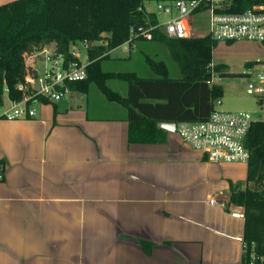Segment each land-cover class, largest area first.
<instances>
[{"label":"crops","instance_id":"1","mask_svg":"<svg viewBox=\"0 0 264 264\" xmlns=\"http://www.w3.org/2000/svg\"><path fill=\"white\" fill-rule=\"evenodd\" d=\"M91 90L0 119V264H241L229 184L247 164L208 161L175 129L129 143L124 108Z\"/></svg>","mask_w":264,"mask_h":264},{"label":"trees","instance_id":"2","mask_svg":"<svg viewBox=\"0 0 264 264\" xmlns=\"http://www.w3.org/2000/svg\"><path fill=\"white\" fill-rule=\"evenodd\" d=\"M150 0H13L0 5V100L3 89L11 100H20L18 82L24 73L22 55L44 43L67 51L75 41L106 42L89 46L86 77L69 84L72 91L88 93L91 85L104 98L122 106L128 123L129 143L164 142L165 130L158 123L200 121L215 109L214 101L223 96L222 86L209 85L213 73L230 75L222 66L213 65L212 49L216 42L209 34L178 38L169 37L160 29L154 12L145 10ZM174 1V0H173ZM254 2L264 0H231L228 12L242 11ZM208 9L205 1L192 12ZM141 30L133 32L135 25ZM150 29L151 38L141 35ZM158 41L176 55L182 72L173 78L164 61L145 56V62L155 74L142 77L134 71H107L103 62L108 51L124 43ZM243 76L242 73H239ZM126 83L125 94L110 88L108 80ZM44 103H50L43 99ZM258 102L262 99L259 97ZM29 118V117H27ZM25 118V119H27ZM249 151L246 179L230 182L229 203L242 208L244 227L242 241L250 249L264 254V122L254 121L246 135ZM149 252L152 243L140 241Z\"/></svg>","mask_w":264,"mask_h":264},{"label":"built area","instance_id":"3","mask_svg":"<svg viewBox=\"0 0 264 264\" xmlns=\"http://www.w3.org/2000/svg\"><path fill=\"white\" fill-rule=\"evenodd\" d=\"M205 1L209 10V31L215 41L233 42L248 40L264 44V2H254L239 12H228L225 9L231 0H174L173 6L178 15L160 24L169 37H191L189 15ZM167 7V8H166ZM158 10L169 11V6L157 5ZM150 28L141 35L151 38ZM80 45L84 46L83 55ZM105 44L103 41L89 43L75 41L67 51H61L56 46L44 43L23 53L24 73L17 84L21 92L20 100L8 98L7 89H3L0 100V119H25L34 117L36 105L43 99L55 103L69 95L72 90L70 83L86 77V66L89 64L87 49L89 46ZM260 59L250 61V70H244L247 76V89L258 97L264 96V64L260 69H252ZM212 66V65H211ZM214 77V76H213ZM207 83L211 85L212 80ZM254 121L264 122V113L253 117L245 111H224L214 109L207 119L200 121H181L175 124V132L179 138L192 149L199 151L208 161L247 163L249 151L245 146V138ZM5 164L0 160V180L4 176ZM215 198L209 200L210 204ZM243 217V210L235 213ZM241 264H264V254L258 253L253 246L249 249L242 241Z\"/></svg>","mask_w":264,"mask_h":264},{"label":"rangeland","instance_id":"4","mask_svg":"<svg viewBox=\"0 0 264 264\" xmlns=\"http://www.w3.org/2000/svg\"><path fill=\"white\" fill-rule=\"evenodd\" d=\"M13 0H0V5ZM169 6V11L158 10L157 4ZM146 7L153 11L158 19L159 24L165 23L167 20L178 15V11L173 6V0H150L145 2ZM209 10L204 9L194 14L189 15V27L191 37L205 35L209 31ZM160 29L161 26H160ZM163 32V30H161ZM136 33V32H135ZM164 33V32H163ZM140 42V41H139ZM144 51L139 48L132 52V58L129 60L117 59L118 55L123 52L131 51L130 44L124 43L117 49L110 53V60L104 63L106 70L112 71H134L142 77H154L155 74L145 62V56H149L154 60H162L166 63L169 76L173 78L181 77L179 65L176 62V55H173L171 49L164 43L148 41ZM106 43V42H104ZM82 54L86 53L84 46L80 45ZM260 59L261 63H255L252 69H260L264 64V44H256L255 42L242 40L238 42L225 43L223 41L216 42L212 49V63L211 65L222 66V71L232 73L230 75L220 77L217 72L213 73V82L222 86L223 96L220 102L214 104L216 109L224 111H245L250 113L253 117H259L264 113V96L259 103V97L248 91L247 76H242L244 70H250L249 62ZM113 90L121 94H125L127 85L124 81L118 79L108 80L106 83ZM92 96L93 91H99L94 85L90 87ZM100 95L101 92L99 91ZM109 102V101H108ZM113 106H119L116 103H109ZM233 163V162H232Z\"/></svg>","mask_w":264,"mask_h":264},{"label":"water","instance_id":"5","mask_svg":"<svg viewBox=\"0 0 264 264\" xmlns=\"http://www.w3.org/2000/svg\"><path fill=\"white\" fill-rule=\"evenodd\" d=\"M167 8V7H166ZM141 30V26L138 24V25H135L132 29L133 32H138ZM220 102V99H216L214 101V104L216 103H219ZM159 127L163 128V129H168V130H173L175 129V124L174 123H158Z\"/></svg>","mask_w":264,"mask_h":264}]
</instances>
